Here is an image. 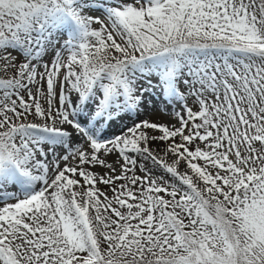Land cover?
Returning <instances> with one entry per match:
<instances>
[{"label":"snow or ice","instance_id":"1","mask_svg":"<svg viewBox=\"0 0 264 264\" xmlns=\"http://www.w3.org/2000/svg\"><path fill=\"white\" fill-rule=\"evenodd\" d=\"M0 264H264V0H0Z\"/></svg>","mask_w":264,"mask_h":264},{"label":"rangeland","instance_id":"2","mask_svg":"<svg viewBox=\"0 0 264 264\" xmlns=\"http://www.w3.org/2000/svg\"><path fill=\"white\" fill-rule=\"evenodd\" d=\"M156 104H157V107L155 109H149V110L145 111V117L149 118V119L158 120L160 122H173V123H175V121L172 120L169 115L160 111L159 101H156ZM190 104H191V102H190ZM165 107H167L169 112L172 109V108H170V107H172L171 105H165Z\"/></svg>","mask_w":264,"mask_h":264},{"label":"bare ground","instance_id":"3","mask_svg":"<svg viewBox=\"0 0 264 264\" xmlns=\"http://www.w3.org/2000/svg\"><path fill=\"white\" fill-rule=\"evenodd\" d=\"M170 108H172V107H170Z\"/></svg>","mask_w":264,"mask_h":264}]
</instances>
